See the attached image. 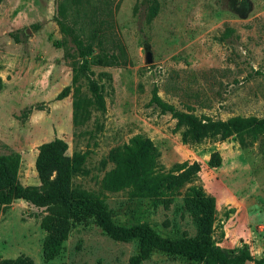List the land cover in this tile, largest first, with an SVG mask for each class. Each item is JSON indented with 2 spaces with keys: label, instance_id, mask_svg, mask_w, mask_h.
Wrapping results in <instances>:
<instances>
[{
  "label": "rangeland",
  "instance_id": "1",
  "mask_svg": "<svg viewBox=\"0 0 264 264\" xmlns=\"http://www.w3.org/2000/svg\"><path fill=\"white\" fill-rule=\"evenodd\" d=\"M60 2L0 1V155L21 156L19 182L49 190L56 173L41 179L39 148L58 138L67 144V157L87 155L86 173L74 178L73 188L103 193L115 226H147L164 238L204 242L183 196L198 186L216 200L213 243L230 254L248 249L264 259V138L247 146L235 136L184 143L177 120L152 103L157 92L200 119L264 118V0H113L115 26L91 43L74 41L63 30ZM114 41L121 49H112ZM74 62L82 65L78 97L90 110L80 127L74 124ZM92 82L100 87L104 110L92 106ZM68 87L69 96L58 100ZM138 135L149 140L163 172L193 166V182L172 203L164 200L169 197L142 196L131 179L120 183L125 188L119 192H102L106 173L115 167L111 153ZM62 214L61 206L38 207L23 199L1 209L0 259L131 264L140 254V240L109 235L93 215L74 207L60 227L68 236L60 254L46 261L41 222ZM139 264L203 260L157 250Z\"/></svg>",
  "mask_w": 264,
  "mask_h": 264
},
{
  "label": "trees",
  "instance_id": "2",
  "mask_svg": "<svg viewBox=\"0 0 264 264\" xmlns=\"http://www.w3.org/2000/svg\"><path fill=\"white\" fill-rule=\"evenodd\" d=\"M1 1V0H0ZM156 3V2H155ZM113 0H61L59 15L63 30L68 29L74 35V41L91 43L109 35L113 28L115 9ZM158 6L153 7L155 16ZM82 16V17H79ZM85 20L84 23H81ZM78 21L81 24H78ZM115 26V25H114ZM112 49H121L119 41H114ZM87 53H92V46L86 47ZM73 84L77 96L74 108L75 127L84 125L90 116L89 104L85 106L78 97V83L81 77L82 65L78 62L71 64ZM92 106L104 110V97L97 83H91ZM71 88H66L58 100L68 97ZM162 111L170 113L177 120V128L183 129L184 143L189 141L200 143L204 140L225 141L237 137L242 145H252L264 138V118L235 117L228 121H214L210 118H198L195 115L178 111L174 106L164 102L155 92L152 100ZM37 161V169L44 182L56 177L50 183L49 190L42 191L24 187L18 179L21 156L18 153L0 155V210L8 208L15 200L23 199L38 207L61 206L64 214L58 219L46 216L41 222L47 232L44 243V258L46 261L55 259L61 252L67 233L60 228L67 223L70 211L80 207L93 215L97 222L109 235L124 241L140 240V254L131 264H139L154 251H166L183 254L192 259L200 258L203 264H264V259H256L248 249H241L236 254H230L216 246L211 240V232L215 222L216 200L208 195L202 187L191 186L183 195V190L192 183L191 170L188 164L177 165L169 172H163L158 161V154L151 151L149 140L143 136L134 137L129 146L118 147L111 153L110 160L115 167L106 173L103 180L102 192L116 193L124 189L120 185L123 180L131 179L137 183L139 193L144 197H169L164 200L172 203L178 196H184V203L190 207L196 216L205 241L192 239L172 240L161 237L147 226L123 228L115 226L107 209L103 193L96 194L84 189L73 188L76 176L84 174L87 161L86 154H75L72 158L66 156L67 144L61 139L42 145ZM107 164V162H106ZM170 195V196H165ZM56 222L58 228H56ZM0 264H34L28 257L18 260H1Z\"/></svg>",
  "mask_w": 264,
  "mask_h": 264
},
{
  "label": "water",
  "instance_id": "3",
  "mask_svg": "<svg viewBox=\"0 0 264 264\" xmlns=\"http://www.w3.org/2000/svg\"><path fill=\"white\" fill-rule=\"evenodd\" d=\"M147 61H148V63H152V61H153L152 55L150 53L147 56Z\"/></svg>",
  "mask_w": 264,
  "mask_h": 264
}]
</instances>
